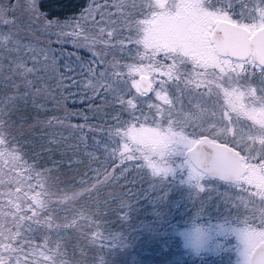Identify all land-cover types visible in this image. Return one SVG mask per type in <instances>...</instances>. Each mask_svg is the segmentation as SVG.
<instances>
[{
  "label": "snow or ice",
  "instance_id": "6c2138e0",
  "mask_svg": "<svg viewBox=\"0 0 264 264\" xmlns=\"http://www.w3.org/2000/svg\"><path fill=\"white\" fill-rule=\"evenodd\" d=\"M44 8L0 0V264H93L104 218L136 195L108 162L139 161L120 176L134 184L138 168L155 184L174 153L198 186L231 182L245 264H264V0H87L64 19ZM68 43L90 53L75 68ZM88 172L113 190L61 189ZM83 193L91 206L70 208Z\"/></svg>",
  "mask_w": 264,
  "mask_h": 264
},
{
  "label": "trees",
  "instance_id": "16d2710c",
  "mask_svg": "<svg viewBox=\"0 0 264 264\" xmlns=\"http://www.w3.org/2000/svg\"><path fill=\"white\" fill-rule=\"evenodd\" d=\"M44 3V11L50 17L64 19L78 16L80 8L87 4V0H44ZM87 103L85 100L83 104L78 103L76 106L87 112L85 110L87 109ZM68 107L71 108L73 105L68 104ZM72 123H83V121L78 117H73ZM137 155H140V153H137ZM173 158L170 156L166 159L171 161ZM101 160L103 159L101 158ZM183 160H185V157H183ZM138 163L139 161L135 160L125 162V164ZM125 164H121L119 160L109 161L107 171L118 178L120 187L133 188L136 195L122 211L113 210L104 218L105 223L102 224L99 231L104 232L107 240H98L96 248L89 253L93 264H198L197 260L195 262L189 261L186 252L184 253L183 247L178 241L179 239L174 238L177 236L171 233L173 231L170 228L172 220L170 221L169 218L178 210V207L175 210H170V208L166 210L167 213L163 212L162 216L159 215L155 210L158 207L156 197L161 193V189L153 187L154 184L149 183L147 180L140 182V178L135 176V172L139 171L138 168L125 174V176H129L136 181L134 184L127 183L124 177L119 178L120 173L113 174V171H118ZM97 166L94 164L93 168ZM94 175V173L88 172L86 176H76L73 180L71 174H69L66 178L67 182L61 184L60 187L61 189L73 187L79 189L82 179L91 180L92 183H96L99 179L101 183H96V187L100 189L101 193L113 190L111 180L105 181L103 175L99 178ZM186 184L180 183V185ZM84 186L88 187L89 191L95 192V189L91 188L90 185L85 184ZM91 200L92 197L88 193H83L82 198L72 202L69 207L75 209L87 208L91 206ZM167 200V202H170L171 197H168ZM140 207L142 208L140 209ZM169 212L171 214H168ZM61 215H64V213H61ZM158 216L165 217V219H162L159 223ZM69 219H71V214H69ZM138 229H140V232L136 234ZM69 231L71 232V229ZM204 261L207 262L205 258ZM209 263L213 262L209 261Z\"/></svg>",
  "mask_w": 264,
  "mask_h": 264
},
{
  "label": "rangeland",
  "instance_id": "374dc122",
  "mask_svg": "<svg viewBox=\"0 0 264 264\" xmlns=\"http://www.w3.org/2000/svg\"><path fill=\"white\" fill-rule=\"evenodd\" d=\"M53 47L58 46L54 44ZM64 52L66 56L68 53L73 54L69 59L73 68L76 67V55L90 56L86 50L74 48L71 43L64 45ZM70 75L75 77L76 73H70ZM73 92L77 93V97L79 96L78 90L73 89ZM68 104L73 105V101L70 99ZM144 107L146 110L147 105ZM49 108H52L51 104H49ZM85 110L87 111V109ZM124 119H128L126 113ZM152 126L151 122L145 124V127ZM188 131H192V129L189 128ZM98 155L100 154L98 153ZM171 156L174 158L168 163L174 172L163 179L164 181L161 180L153 185V187L161 189V193L156 197L158 207L155 211L162 216L163 212L167 213L166 210L170 208V210H175L178 207V210L169 218L170 221L172 220L170 222V228L173 229L171 233L177 236L174 238L179 239L189 261L197 260L198 264H245L244 245L239 238V233L248 225L245 223L243 211L234 207L229 199L230 194L235 190L231 185L212 180L209 177H203L198 186L197 181L189 179L190 169L183 160L185 156L180 153H174ZM100 158L104 159L103 156ZM122 168L113 171V174L117 175ZM131 170L129 169V171ZM120 177L123 176L119 175ZM180 183L187 184L180 185ZM168 197H171L170 202H167ZM171 205L173 206L170 207ZM162 219L165 217L158 216L159 223ZM139 232L140 229L136 234ZM204 258L207 262L204 261ZM209 261L213 263H209Z\"/></svg>",
  "mask_w": 264,
  "mask_h": 264
},
{
  "label": "water",
  "instance_id": "95a60500",
  "mask_svg": "<svg viewBox=\"0 0 264 264\" xmlns=\"http://www.w3.org/2000/svg\"><path fill=\"white\" fill-rule=\"evenodd\" d=\"M149 94H151V93H149ZM211 178L216 179V180H219V182H224V183L231 184L230 181H225V180H222V179H220V178H218V177H211Z\"/></svg>",
  "mask_w": 264,
  "mask_h": 264
}]
</instances>
